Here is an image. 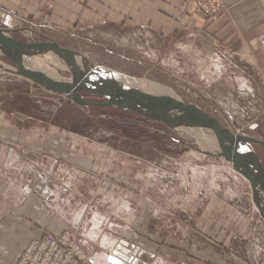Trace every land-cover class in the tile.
I'll list each match as a JSON object with an SVG mask.
<instances>
[{"label":"rangeland","instance_id":"1","mask_svg":"<svg viewBox=\"0 0 264 264\" xmlns=\"http://www.w3.org/2000/svg\"><path fill=\"white\" fill-rule=\"evenodd\" d=\"M2 4L0 29L12 39L54 42L89 69L166 87L221 128L264 142V71L246 46L243 58L238 41L209 39L205 51L188 31L165 35L109 21L71 31L45 15L15 19ZM223 12L264 35V0H224ZM0 66V221L15 219L14 189L29 187L40 223L60 222L57 236L76 230L89 264H128L136 249L145 253L142 264H264V221L249 183L206 155L192 134L129 111L76 106L6 72L16 70L12 62L0 58ZM57 75L70 79L67 69ZM248 148L264 168V147ZM23 199L18 208L31 222ZM45 232L1 264H14L32 242L52 235Z\"/></svg>","mask_w":264,"mask_h":264},{"label":"water","instance_id":"2","mask_svg":"<svg viewBox=\"0 0 264 264\" xmlns=\"http://www.w3.org/2000/svg\"><path fill=\"white\" fill-rule=\"evenodd\" d=\"M53 55L70 73V83L59 82L44 72L33 69L29 60L37 56ZM0 58L13 63L16 70L10 74L30 81L46 92L63 97L79 107L107 108L129 111L142 118L165 124L171 129L185 128L209 132L217 146V152L206 155L222 159L248 183L252 202L264 221V168L249 145L264 142L234 134L221 128L218 121L193 104H184L179 99L166 95H147L128 88L121 80H129L121 74L102 69H89L85 59L54 42L20 43L0 29ZM79 60V63H77ZM1 67V66H0ZM102 97L103 103H91L80 93ZM145 253L135 250L128 264H142ZM146 262V261H145ZM145 264V263H143Z\"/></svg>","mask_w":264,"mask_h":264},{"label":"crops","instance_id":"3","mask_svg":"<svg viewBox=\"0 0 264 264\" xmlns=\"http://www.w3.org/2000/svg\"><path fill=\"white\" fill-rule=\"evenodd\" d=\"M2 3L1 9L7 15H14L15 19L40 18L45 15L52 24L71 31L79 27V24L91 26L109 21L140 26L165 35L172 34L177 29L188 31L194 34L197 46L201 44L199 48L205 51H208L206 47L211 48L209 39L222 44L238 41L242 46L239 53L243 58H247L243 51L246 46L259 68L264 71V47L257 43V33L253 29L237 25L223 11L219 12L215 21L197 15L195 8L183 0H2ZM6 18H9L10 26L13 18ZM14 190L19 197L14 203V207H17L15 219L3 217L0 221V264L2 260H10L16 252L24 250V245L40 231H52V235L57 236L56 232L62 226L54 219L40 223L37 218L39 207L29 202L32 199L29 187H17ZM26 197L29 203L25 209L31 211L33 218L27 223L22 215L23 206L18 208ZM118 209L120 210L119 206Z\"/></svg>","mask_w":264,"mask_h":264},{"label":"built area","instance_id":"4","mask_svg":"<svg viewBox=\"0 0 264 264\" xmlns=\"http://www.w3.org/2000/svg\"><path fill=\"white\" fill-rule=\"evenodd\" d=\"M195 8L197 15L216 20L224 10V0H183ZM264 47V35L257 37ZM76 230L67 229L58 236L43 235L32 242L25 252L17 255L14 264H89V256L76 240Z\"/></svg>","mask_w":264,"mask_h":264},{"label":"bare ground","instance_id":"5","mask_svg":"<svg viewBox=\"0 0 264 264\" xmlns=\"http://www.w3.org/2000/svg\"><path fill=\"white\" fill-rule=\"evenodd\" d=\"M77 63L80 64L79 60H77ZM28 64L33 69L44 72L47 76H49L53 80H56V81H59V82L70 83V79L69 80L60 79L59 76L57 75V70L58 69L59 70H61V69L62 70H66V68L63 65V63L60 62V60L57 59L53 55H45V56L34 57V58L29 60ZM103 71L107 72L108 70H104L103 69ZM121 82H123V84H125L126 87L134 89V90H138V91H140V92H142L144 94H147V95H151V96L152 95H155V96H157V95L158 96L159 95H166V96H171L173 98L178 99L172 93V91L170 89H168L166 87H162L160 85L149 84L148 82H142V81L131 80V79L123 80V81L121 80ZM177 130L185 131L186 133H188L190 135L192 134V136H193V138H195L199 148H201L203 151L211 152V153L212 152H217V146L215 144V141L211 137V135H208L209 132L199 131V130H195V129H185V128H178ZM229 168H230V170L234 171L230 164H229ZM215 172H216L215 169H211L210 174H211V179L212 180L215 179L214 178ZM204 174H203V176H204ZM193 175L197 176L199 179L202 178V175L199 172H197V174L194 173ZM212 180L210 182H212ZM182 182H183V185L186 184L185 183L186 181L185 182L182 181Z\"/></svg>","mask_w":264,"mask_h":264}]
</instances>
